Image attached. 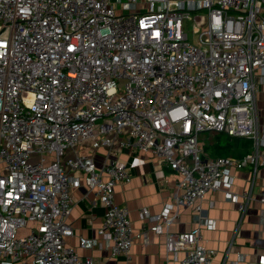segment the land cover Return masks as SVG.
<instances>
[{
	"label": "built area",
	"instance_id": "2783aa9c",
	"mask_svg": "<svg viewBox=\"0 0 264 264\" xmlns=\"http://www.w3.org/2000/svg\"><path fill=\"white\" fill-rule=\"evenodd\" d=\"M262 84L264 0H0V264H102L66 243L72 171L106 208L104 247L130 258L148 231L136 232L115 199L132 178L114 157L123 148L151 151L180 175L176 208L203 219L205 195L224 190L244 212L253 197L230 190L232 169L264 166ZM206 132L250 140L251 150L209 157ZM171 208L143 209L149 230L165 234L168 252H185L179 264H212L200 225L169 230ZM79 245L98 243L80 236Z\"/></svg>",
	"mask_w": 264,
	"mask_h": 264
},
{
	"label": "crops",
	"instance_id": "0c3cea01",
	"mask_svg": "<svg viewBox=\"0 0 264 264\" xmlns=\"http://www.w3.org/2000/svg\"><path fill=\"white\" fill-rule=\"evenodd\" d=\"M257 106L260 122L264 124V84L259 87ZM210 138L213 140L210 147L202 138L204 148L208 147L206 153L209 157H215L223 145L230 146V156L235 158L242 157L251 150L250 140L234 141L230 138L223 142L216 133ZM213 143L217 144L214 146ZM79 149L82 153H93L89 146H80ZM105 151L100 148L94 154L99 167L104 160ZM116 156L130 167L132 178L129 183L116 186L115 199L120 205H126L130 209L134 230H147L148 238L135 241L130 258L124 254L113 256L104 247L107 236L99 233L106 208L98 202L93 191H88L84 174L72 171V175L78 179V184L71 188L73 209L68 218L74 234L66 239V243L74 247L81 256L93 257L102 264H179L185 252H168L165 234L149 230L151 223L143 213V209H148L150 213L158 214L165 207H172L171 213L178 210V216L169 230L185 232L200 225L202 243L216 250L212 264H264V203L259 200L264 195V166L256 174L250 165L232 169L234 179L230 190L237 194L251 190L253 197L244 212L239 210L238 202L226 196L224 190H212L201 202L205 218L200 219L192 208L183 205L176 208L173 205L180 175L166 161L151 151L130 152L128 148H123L114 157ZM239 200L244 199L240 196ZM34 225V222L30 223V226ZM80 236L93 238L98 246L80 247Z\"/></svg>",
	"mask_w": 264,
	"mask_h": 264
},
{
	"label": "rangeland",
	"instance_id": "374dc122",
	"mask_svg": "<svg viewBox=\"0 0 264 264\" xmlns=\"http://www.w3.org/2000/svg\"><path fill=\"white\" fill-rule=\"evenodd\" d=\"M121 9V11L123 12V13H130V10H128V8L127 7H125V8H123V7H120ZM189 27V26H188ZM190 28H191V26H190ZM213 133H210V132H206V133H203L202 134V136H201V139L203 138V139H205V142L207 143V145L208 144H211L212 143V139L210 138L211 137V135H212ZM220 135V139H221V141H223V142H225L226 140H228V139H232V140H234V141H237L238 139L237 138H232V137H229L227 134H225V133H220L219 134Z\"/></svg>",
	"mask_w": 264,
	"mask_h": 264
},
{
	"label": "trees",
	"instance_id": "16d2710c",
	"mask_svg": "<svg viewBox=\"0 0 264 264\" xmlns=\"http://www.w3.org/2000/svg\"><path fill=\"white\" fill-rule=\"evenodd\" d=\"M216 134H220V133H216ZM217 143H213V145L215 146ZM210 146H212L211 144H208V147H210ZM208 147L206 148L205 147V151L207 152V150L206 149H208ZM219 147V146H218ZM221 148H220V150H219V152L217 153V155L215 156V157H217V156H230V153H231V148H230V146H228V145H223V146H220Z\"/></svg>",
	"mask_w": 264,
	"mask_h": 264
}]
</instances>
